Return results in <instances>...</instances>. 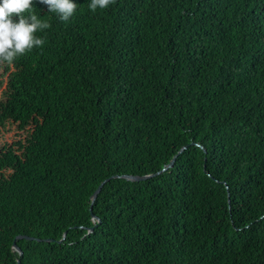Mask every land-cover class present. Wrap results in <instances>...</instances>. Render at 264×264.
<instances>
[{
	"label": "trees",
	"instance_id": "trees-1",
	"mask_svg": "<svg viewBox=\"0 0 264 264\" xmlns=\"http://www.w3.org/2000/svg\"><path fill=\"white\" fill-rule=\"evenodd\" d=\"M74 2L0 63V264H264V0Z\"/></svg>",
	"mask_w": 264,
	"mask_h": 264
},
{
	"label": "clouds",
	"instance_id": "clouds-1",
	"mask_svg": "<svg viewBox=\"0 0 264 264\" xmlns=\"http://www.w3.org/2000/svg\"><path fill=\"white\" fill-rule=\"evenodd\" d=\"M61 22H68L76 13L74 0H40ZM116 0H90L88 8L95 13L115 4ZM34 0H0V63L12 65L34 48H42L46 40L36 33L51 28L33 9Z\"/></svg>",
	"mask_w": 264,
	"mask_h": 264
},
{
	"label": "water",
	"instance_id": "water-1",
	"mask_svg": "<svg viewBox=\"0 0 264 264\" xmlns=\"http://www.w3.org/2000/svg\"><path fill=\"white\" fill-rule=\"evenodd\" d=\"M187 146H183L179 152L172 158V160L166 165L164 166L161 170H159L158 172L156 173H153V174H147V175H122V177H125L129 180H144L150 176H153L155 174H159L161 173L162 171H165L167 170L168 168L172 167L174 165V162H175V159L177 157V155L182 152ZM205 152H206V148H204ZM118 175H114L112 177H117ZM110 177V178H112ZM110 178H106L105 180H103L100 185L97 187V189L95 190L94 194H93V201L96 199L98 193L101 191L103 185L110 179ZM93 218H97L95 215H93ZM17 238H28V239H34V237L32 236H28V235H20L18 236ZM38 240H40L39 238H37ZM14 247L16 248V250H18L20 253H22V250L19 248V246L16 245V239L14 240ZM19 263V261H18Z\"/></svg>",
	"mask_w": 264,
	"mask_h": 264
}]
</instances>
